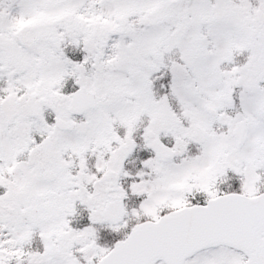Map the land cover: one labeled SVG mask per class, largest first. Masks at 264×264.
I'll return each mask as SVG.
<instances>
[{
	"label": "snow or ice",
	"instance_id": "snow-or-ice-1",
	"mask_svg": "<svg viewBox=\"0 0 264 264\" xmlns=\"http://www.w3.org/2000/svg\"><path fill=\"white\" fill-rule=\"evenodd\" d=\"M0 264H264V0H0Z\"/></svg>",
	"mask_w": 264,
	"mask_h": 264
}]
</instances>
